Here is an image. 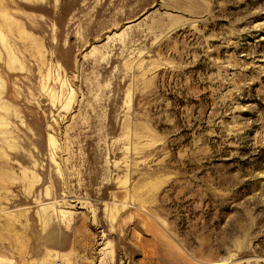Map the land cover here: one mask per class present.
Segmentation results:
<instances>
[{
	"label": "rangeland",
	"instance_id": "obj_1",
	"mask_svg": "<svg viewBox=\"0 0 264 264\" xmlns=\"http://www.w3.org/2000/svg\"><path fill=\"white\" fill-rule=\"evenodd\" d=\"M0 264H264V0H0Z\"/></svg>",
	"mask_w": 264,
	"mask_h": 264
},
{
	"label": "bare ground",
	"instance_id": "obj_2",
	"mask_svg": "<svg viewBox=\"0 0 264 264\" xmlns=\"http://www.w3.org/2000/svg\"><path fill=\"white\" fill-rule=\"evenodd\" d=\"M1 56H2V55H0V57H1ZM1 164H2V163H1ZM1 164H0V171H1V172H2V171L5 172V170H6V167H5V166H6V165L3 166V165H1ZM6 171H7V170H6Z\"/></svg>",
	"mask_w": 264,
	"mask_h": 264
}]
</instances>
